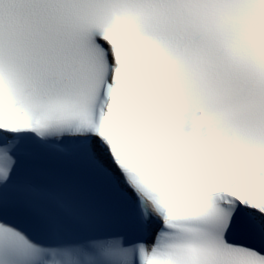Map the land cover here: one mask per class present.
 <instances>
[{
    "label": "snow or ice",
    "instance_id": "obj_1",
    "mask_svg": "<svg viewBox=\"0 0 264 264\" xmlns=\"http://www.w3.org/2000/svg\"><path fill=\"white\" fill-rule=\"evenodd\" d=\"M0 264H264V0H0Z\"/></svg>",
    "mask_w": 264,
    "mask_h": 264
}]
</instances>
